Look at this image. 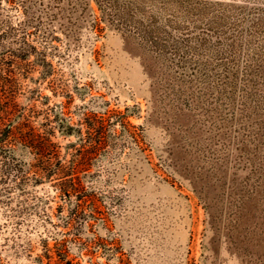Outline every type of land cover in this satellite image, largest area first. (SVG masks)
<instances>
[{
  "label": "rangeland",
  "instance_id": "obj_1",
  "mask_svg": "<svg viewBox=\"0 0 264 264\" xmlns=\"http://www.w3.org/2000/svg\"><path fill=\"white\" fill-rule=\"evenodd\" d=\"M21 2L0 0L2 108L65 168L60 119L97 116L103 146L79 173L92 218L57 181L0 185V264H264V0ZM24 41L44 66L10 58Z\"/></svg>",
  "mask_w": 264,
  "mask_h": 264
},
{
  "label": "trees",
  "instance_id": "obj_2",
  "mask_svg": "<svg viewBox=\"0 0 264 264\" xmlns=\"http://www.w3.org/2000/svg\"><path fill=\"white\" fill-rule=\"evenodd\" d=\"M27 1L31 0H22L21 3L25 4ZM10 55L12 56L10 58L23 61L35 56L37 65L46 64L45 56L37 52L36 48L26 41L23 42L21 48L12 51ZM40 57L42 62L39 61ZM9 64L7 60H0V90L4 89L5 92V88L8 87L6 83H8L9 73H12ZM7 101L9 99L2 97L0 93V185L4 187V194L10 197L13 190H23V186L31 180L36 185H41L45 181H57L59 191L63 196L69 200L75 198L76 205L69 215L72 222L92 218V214L85 213L88 197L85 195L87 192L80 187L79 173L84 169L90 157L103 146L104 123H100L99 118L93 116L88 118L83 127L75 129L64 123L62 119L59 120L58 131L65 137L76 136L81 142V147L75 149L79 160L74 161L71 168H65L56 158L57 145L52 142L50 134L53 132H40L29 125V117L25 122H16V115L13 114L14 108L9 106L2 108ZM87 143H90V147ZM8 199L10 201V198ZM45 257L48 260L47 264H53V259L48 253ZM37 260L39 264H44L41 257ZM66 263L60 258L55 264Z\"/></svg>",
  "mask_w": 264,
  "mask_h": 264
}]
</instances>
